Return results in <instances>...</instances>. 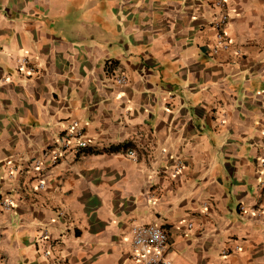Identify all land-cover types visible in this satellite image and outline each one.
<instances>
[{"label":"crops","instance_id":"1","mask_svg":"<svg viewBox=\"0 0 264 264\" xmlns=\"http://www.w3.org/2000/svg\"><path fill=\"white\" fill-rule=\"evenodd\" d=\"M224 1L212 53L213 0H0V264H141L148 224L174 264H264V0Z\"/></svg>","mask_w":264,"mask_h":264},{"label":"built area","instance_id":"2","mask_svg":"<svg viewBox=\"0 0 264 264\" xmlns=\"http://www.w3.org/2000/svg\"><path fill=\"white\" fill-rule=\"evenodd\" d=\"M213 5L216 8V12L211 24L216 33L215 42L210 47V50L212 53H217L219 50L230 49L232 41L228 38L225 32V27L228 22V6L226 2L224 0H213ZM235 52L238 53L239 50H236ZM26 63V59H23L20 67L26 65ZM116 81L118 83H125L126 79L124 76H117ZM81 136L82 129L78 127L77 122H73L62 137L59 149L57 151H50L49 157L52 162H56L57 159L62 156L63 152L68 150L74 143L76 148H86L88 142L87 140L82 139ZM125 154L131 159L136 158V152L131 148H127ZM41 164L42 162L40 159L34 161V166L36 167ZM43 186L44 182H39L38 188L42 189ZM0 205L6 210H9L12 207L11 201L6 199H1ZM131 244L133 248L132 258L141 264H174V262L166 256V251L169 245L168 233L164 228L158 225L148 224L133 226L131 228ZM44 254L47 255L48 252H45Z\"/></svg>","mask_w":264,"mask_h":264}]
</instances>
